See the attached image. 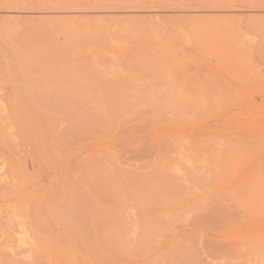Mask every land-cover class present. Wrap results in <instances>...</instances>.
Wrapping results in <instances>:
<instances>
[{
  "label": "rangeland",
  "instance_id": "rangeland-1",
  "mask_svg": "<svg viewBox=\"0 0 264 264\" xmlns=\"http://www.w3.org/2000/svg\"><path fill=\"white\" fill-rule=\"evenodd\" d=\"M0 264H264V0H0Z\"/></svg>",
  "mask_w": 264,
  "mask_h": 264
},
{
  "label": "bare ground",
  "instance_id": "bare-ground-1",
  "mask_svg": "<svg viewBox=\"0 0 264 264\" xmlns=\"http://www.w3.org/2000/svg\"><path fill=\"white\" fill-rule=\"evenodd\" d=\"M20 225H22V224H20ZM22 227V226H21ZM34 232V231H33ZM35 235V234H34ZM35 251V250H34ZM11 255V254H10ZM257 257V256H256ZM12 258V257H11ZM33 261V260H32Z\"/></svg>",
  "mask_w": 264,
  "mask_h": 264
}]
</instances>
